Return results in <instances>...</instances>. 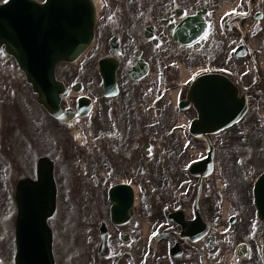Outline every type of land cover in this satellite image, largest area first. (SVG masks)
<instances>
[{"label":"flooded vegetation","instance_id":"1","mask_svg":"<svg viewBox=\"0 0 264 264\" xmlns=\"http://www.w3.org/2000/svg\"><path fill=\"white\" fill-rule=\"evenodd\" d=\"M100 1L97 48L78 67L57 70L68 88L59 93L63 120L36 96L29 133L36 138L25 145L42 143V150L55 151L54 243L60 232L82 234L85 264L94 252L95 264H125L127 258L137 264L131 250L146 232L142 247L154 250L146 264H209L217 256L222 206L229 201L223 190L231 183L224 173L202 178L187 171L186 152L175 141L183 111L173 91L180 87L179 100L193 76L222 73L238 84L254 119L264 121V0ZM101 60L108 71L116 67L115 92L106 90ZM185 71L191 79L186 84ZM192 110H186L190 117ZM246 157L251 169L263 160L250 151ZM253 181L245 178L249 203ZM253 218L255 211L245 219V234H254L245 242L264 255V220ZM205 224L207 234L198 236ZM104 234L109 256L99 255Z\"/></svg>","mask_w":264,"mask_h":264},{"label":"water","instance_id":"2","mask_svg":"<svg viewBox=\"0 0 264 264\" xmlns=\"http://www.w3.org/2000/svg\"><path fill=\"white\" fill-rule=\"evenodd\" d=\"M96 21L94 0H47L42 4L33 0H9L0 4V56L4 50L17 58L34 91L40 94V101L57 114L53 95L56 65L59 61H74L83 53L94 39ZM111 71L109 75L113 78ZM108 83L112 87L113 80ZM191 104L199 112L191 131L209 143V133L220 132L239 121L247 109L245 96H239L237 86L218 74L202 76L193 83L186 100L182 101L185 108ZM211 148L204 164L209 170L213 163L212 143ZM38 171V181L23 179L17 189L20 208L17 264H55L50 230L38 222V237L29 245L21 227L23 218L35 216L47 221L56 209L53 163L42 159ZM256 200L259 214L264 218V174L256 184ZM247 253V246L238 247V256Z\"/></svg>","mask_w":264,"mask_h":264},{"label":"rangeland","instance_id":"3","mask_svg":"<svg viewBox=\"0 0 264 264\" xmlns=\"http://www.w3.org/2000/svg\"><path fill=\"white\" fill-rule=\"evenodd\" d=\"M230 1L225 0L223 3L227 2V4L234 5L236 2L234 0L229 3ZM96 48L91 46L84 55ZM84 55L73 64L60 66L77 67L82 63ZM1 81L6 83L7 90H1V92L7 91L9 93L6 102V104H9L7 112L5 111L3 116L0 115V121L2 119V125L6 124V120L9 121L7 124L9 130L8 133L4 134V131H1L3 127L0 125V258L3 264H14L16 246L13 243V225L17 211L14 197L16 183L23 173L34 175L35 162L40 153L39 150L43 148V144H35V146L38 145V149L35 146L25 147V145L29 146L30 143L34 142L36 138L32 134L34 131L33 121L38 108L31 85L27 82L17 61L10 55L5 57L2 64L0 63V84ZM192 112L193 115H196L195 111ZM253 113V111L248 112L239 123L214 136L219 161L216 166V176L218 174L221 178L224 173L227 182L230 181L231 184L229 186L225 185L226 187L223 190L230 203L225 202L226 204L224 203L222 206L221 215L224 219L223 224L220 225H223V227H220L219 235L221 238L217 245L219 257L211 260L209 264H251L255 261L263 264L264 262V255H260L253 247L246 258L239 259L235 255L236 246L239 243L251 240L253 237V233L245 234L246 216L254 212L252 200L249 203L250 201L245 199V178H248L249 183H251L264 167V121L255 120ZM179 115L178 123L183 122V125L181 131L176 133L175 137L177 139L175 138V141L176 143L179 142L177 144L180 147L179 150H181V147H185L184 152L186 153L184 155L187 162L190 159L202 156L207 148V143L202 138L189 137L186 134L184 136L182 130L185 129L190 115L185 112ZM25 123L28 124L29 132L25 127ZM174 123L173 121L169 122L170 126H173ZM29 133H32V136ZM29 135L30 138H25ZM51 151L55 152L54 150ZM246 151H250L253 157L263 158L259 167L251 169L247 162L248 157L245 158ZM179 153L183 154V152ZM143 211L141 207L138 209V212H141L144 218L145 213ZM228 214H235L237 221L233 224L230 223L227 217ZM254 220L253 218L251 222L253 223ZM143 234L146 235V232ZM84 241L82 234L75 236L60 232L55 242L58 264H85L89 255L88 252H85ZM142 245L144 246L143 240H139L136 247L131 250L137 264L146 262L145 248ZM253 246H255L254 242ZM127 259L128 261L125 264H130L129 258ZM105 264H109V262H105Z\"/></svg>","mask_w":264,"mask_h":264},{"label":"bare ground","instance_id":"4","mask_svg":"<svg viewBox=\"0 0 264 264\" xmlns=\"http://www.w3.org/2000/svg\"><path fill=\"white\" fill-rule=\"evenodd\" d=\"M96 1V4H97V6H98V8H100L101 7V1L100 0H95ZM229 8V6H225V9L224 10H226V9H228ZM185 75H186V77H187V72L185 71ZM175 96H176V92H175V94H174V98H175ZM139 203V202H138Z\"/></svg>","mask_w":264,"mask_h":264}]
</instances>
